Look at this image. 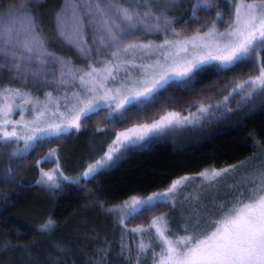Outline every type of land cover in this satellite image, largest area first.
Returning a JSON list of instances; mask_svg holds the SVG:
<instances>
[{
    "label": "trees",
    "instance_id": "trees-1",
    "mask_svg": "<svg viewBox=\"0 0 264 264\" xmlns=\"http://www.w3.org/2000/svg\"><path fill=\"white\" fill-rule=\"evenodd\" d=\"M35 1L0 0V15L19 8L22 2L28 3L36 22L50 26L63 0ZM80 1L78 5L84 3ZM233 2L212 0L211 7L205 8L195 6L196 0H185L174 12L181 16L175 27L192 32L219 12L224 17L222 24L227 19L230 22ZM152 4L164 10L161 3ZM21 25V29L26 28L25 21ZM56 49L62 55H73L70 48ZM250 69L251 64L245 61L227 70L205 65L186 84L172 83L161 90L158 100L145 110L130 111L125 121L115 120L109 116L110 109L100 108L81 120L78 131L47 137L28 152L22 151L24 141H0V264H151L153 251L160 248L157 239L150 236L145 241L150 247L140 252L141 243L135 233L124 230L122 234L113 227L117 218L112 209L132 197L164 191L181 177L248 164L255 156L264 159V102L251 99L243 105L229 103L220 115L219 95L213 98L215 89L222 93L221 88H228L236 76L247 75ZM8 86L1 84L0 90ZM200 103L212 107L201 122H188L184 130L175 128L140 146L129 147L110 168L88 179L82 177L89 163L105 153L119 130L151 122L171 111L186 115L198 110ZM58 148L65 152L61 172L73 180H63L59 188L52 189L39 183L37 175L51 169L54 160L41 159ZM170 208L167 202L141 208L126 224L148 225L155 215L167 214ZM49 220L54 227L41 231Z\"/></svg>",
    "mask_w": 264,
    "mask_h": 264
},
{
    "label": "snow or ice",
    "instance_id": "snow-or-ice-1",
    "mask_svg": "<svg viewBox=\"0 0 264 264\" xmlns=\"http://www.w3.org/2000/svg\"><path fill=\"white\" fill-rule=\"evenodd\" d=\"M201 3L205 8H208L211 7L212 0H200L197 7H200ZM112 7L111 4L102 6L97 3L95 16H92L90 12L85 14L93 24L98 22L102 25L106 35H101V42L107 40L108 46H115L118 51L112 52L111 58L101 66L88 65L89 70L78 77L81 85H90L85 88L83 96L76 97V104L72 108L65 105L66 113L61 114L63 119L45 121L41 124L38 120L47 109V105H45L44 109L38 111L37 118L30 121L34 127L24 125L27 129L24 135L18 134L15 126L11 131L5 127L13 123L7 118L10 108L5 104L4 108L0 109V114L3 116V125H0V141L7 143L12 140L16 142L23 140L24 149L22 151L28 152L36 147L38 141L47 137H60L71 128L78 131L81 126V118H88L97 112L101 101H104L103 106L110 109V117L121 122L125 121L128 113L133 109L143 111L154 104L158 100L161 90L168 85L172 83L186 84L196 70L214 62L219 65L221 70H226L238 62L252 61L258 75L244 80L243 83H237L233 91L242 90L246 97L257 93L264 95V0H252L251 3L247 0H234V12L225 32H219L216 23L213 22L205 36H201L197 30L196 34L185 40L166 39L162 44L155 46V50H162L166 45H170L172 48L187 52V45L191 44L194 49L208 50L201 58L177 59L172 53L165 55L164 52H160V55L163 56V63L160 59H156L150 64H136L134 60L136 51L141 52L143 56L153 55L154 48L151 42L147 44L129 43L121 48V35L117 33L122 34L141 26L149 31L153 28L155 31H159L161 25L156 23L154 26H148L145 24V19L150 13L147 11L143 14L132 12L126 7L116 9L119 20L125 22L118 23L117 20L111 19L109 16ZM219 15L217 13L218 17ZM19 17H23L26 22V29L22 33L13 27L14 19ZM4 19L5 27L2 36H0V58H3L4 62L9 65V71L19 73L22 68H30L34 64H46L52 60L51 53L46 52L44 37L28 3L22 2L19 8L10 9ZM80 19L82 23L89 22L83 16ZM164 27L168 28V22ZM217 34L222 37L226 36L227 39L223 42L217 41L215 39ZM198 41L199 43H197ZM80 51L86 54L83 45ZM121 53L125 56L132 55L133 59L120 60ZM98 54L103 55L102 52ZM133 68L141 69V71L133 76L131 71ZM148 69H152V71ZM121 71L125 74L117 82ZM110 80L115 83L109 85ZM4 93L6 99L9 93L24 98L18 90L12 93V90L5 89ZM25 102L28 101L25 100ZM208 107L201 106L199 111L207 112ZM53 115H56V110H53ZM182 122L187 123L188 117L181 116L176 112H169L159 120H153L150 124H141L139 127L120 132L104 155L87 167L82 173V177L90 178L106 167L110 161L116 158L117 154H122V150L145 140L150 133L159 132ZM236 167L233 165L231 168L218 171L213 169L211 173L205 172L201 175L205 179L214 181L217 177L234 171ZM54 173L63 180L69 179L58 170H54ZM40 182L52 189L60 187L58 180L54 179V175L50 173H42ZM180 183L179 180L174 182L169 192L174 191ZM249 183L251 186L247 189V195L241 192L230 202L217 205L218 218L209 216L203 222V218L196 219L184 228L182 236L171 233L166 221L163 230L157 227L156 234L159 237L160 248L159 252L153 251L152 264H264V170L250 179ZM166 195L167 193H158L148 197L147 201L138 200L135 204L137 206L152 205L158 197ZM160 219L164 220V218ZM53 227L54 225L49 220L41 227V231L46 232ZM152 227H155V222ZM133 231H137V229H133ZM139 231H145V229H139ZM139 250L140 252L147 251L143 242L139 245Z\"/></svg>",
    "mask_w": 264,
    "mask_h": 264
},
{
    "label": "rangeland",
    "instance_id": "rangeland-1",
    "mask_svg": "<svg viewBox=\"0 0 264 264\" xmlns=\"http://www.w3.org/2000/svg\"><path fill=\"white\" fill-rule=\"evenodd\" d=\"M78 1L80 0H76L74 2L71 0H63L59 11L53 14L51 19L52 24L50 26H41V23L37 22V24L39 25V30L44 37V46L46 52L51 53L52 55L51 61L46 64H34L30 68H22L19 73H17L16 71H9V65L4 62L3 58H0V85L5 84L8 86L9 84H11L8 86L9 88L5 89L12 90V93L18 90L23 94L24 97L22 99L20 96L9 93L6 99L4 93L5 89L0 90V109H3L5 104L9 105L10 111L7 118L13 121L12 124H8L5 126L9 131H11L13 126H15L17 133L20 135H24L27 131L24 125H28V127H34L30 124V121L37 118L38 111L44 109L45 105H47V109L44 110V115L39 117V123L43 124L45 121L51 122L63 119L61 114L66 113L65 105H67L68 108H72V106L76 104V97L83 96L85 88L90 86L81 85L78 77L83 75L85 71L89 70L88 65L92 64L94 66H101L104 62L111 58L112 52L118 51L115 46L109 47L107 40H105L103 43L101 42V35H106L103 32L102 25L98 22L93 24L89 20V17L85 15L86 13L90 12L92 16H95V5L97 3H100L102 6L108 4L113 5L109 16L111 19L117 20L118 23L125 22L119 20L116 15V9L126 7L129 8L132 12H139L143 14L145 11H147L148 13H150V15L145 19V24H147L148 26H154L156 23H159L161 25L159 31H155L154 28L153 30L149 31L145 27L141 26L139 28L126 31L122 34L119 32L117 33L118 35H121V48L129 43L147 44L151 42L153 44L154 52L152 56H143L141 52H135L134 62L136 64H150L153 63L156 59H160L163 63V56L160 55V52H164L165 55H167L168 53H172L177 59L184 57L189 60L193 58L199 59L205 52L208 51L207 49H194L191 44H188V51L184 52L180 49L172 48L170 45H166L165 49L162 50H155V46L162 44L166 39L185 40L196 34L197 30H199V34L201 36H205V34L212 26L213 22L216 23V27L219 32H225L228 28L229 23L231 22H229V20L227 19V23L222 24L224 17L222 16V13L219 12V17L217 16L216 18L210 20V22H206L201 27L196 28L192 32H189L186 28H182V26L178 29H176L175 27V25L180 21L181 16L178 17L177 15H174V12L181 6V3L185 2V0H162L161 2L159 0H143L144 2H141L142 0H134L129 2L130 4L112 0H94V2L89 0V4H86V0H81L80 2L83 3L84 1V3L77 7ZM154 1L161 3L160 5L163 6L164 10L159 11L160 7H153L154 4L152 3H154ZM34 2L36 1L33 0V3ZM247 2L251 3L252 0H247ZM198 3H200V0H196L195 6H197ZM7 14L8 12L0 15V36H2L5 27L4 17L7 16ZM177 14H179V12H177ZM82 16L85 17V20H88L89 22L82 23L80 19ZM23 22V17L15 18L13 27L17 31L22 33L26 29H21V23ZM166 22H168L167 29H165L164 27ZM24 26L26 27V25ZM215 39L217 41L223 42L227 39V37H222L217 34L215 36ZM197 43H199V41ZM82 45L86 50V54L80 51ZM56 48L64 50L70 48L71 50H73V55H62L60 51H57ZM70 49L68 51H70ZM101 52L103 53V55L98 54ZM141 57L143 58L141 59ZM119 59L132 60L133 56H125L123 53H121ZM245 62L251 64L249 74H241L240 76H236L231 85L229 83L228 88L224 86V88H221L222 93L221 91H219L218 93V89H215L213 98L219 95L220 104H217V107H221L220 115H222L228 108V105H230L229 103H234L235 106L243 105L245 103H248L251 99L256 103L264 102V95H261L259 93L254 94L251 97H246L242 90L237 89L236 91H233V88L237 83H243L244 80L258 75V71L253 62L248 60H245ZM212 64L219 66L215 62ZM231 67L232 66H230L229 68ZM148 70L152 71V69ZM131 71L133 76H135L138 72L141 71V69L133 68L131 69ZM124 74L125 73L123 71L119 73L117 82L121 77L124 76ZM85 79L88 78L85 77ZM113 83L115 82L111 80L109 81V85H112ZM25 100H27L28 102L26 103ZM200 104L201 105H199L198 110L196 109L194 112L190 113L185 112L186 115L183 114L184 112H181L179 110L171 112L179 113L181 114V116H187L188 122L198 123L201 122V120L205 116V112L201 113L199 111L200 107L204 106V103ZM57 105L59 106L58 108ZM103 105L104 101H101V106L98 109L107 108ZM209 108L211 109L212 107H208V110ZM53 110H56V115H53ZM167 113H165L164 115H166ZM161 117L156 120H159ZM82 119L83 118H81V120ZM188 122H182L176 125L174 124L173 126L164 128L159 132L150 133L148 137L145 138V140L138 142L135 146L144 144V142H146L150 138L166 135L170 130H174L175 128L184 130ZM145 123L150 124L152 123V121L134 123L128 128L116 132L114 139L110 142V144L107 145L106 151L120 132H124L134 127H139V125ZM0 125H3L2 114H0ZM71 131H77V129L71 128L68 129L65 133L67 134ZM63 150L64 149L61 148L55 149L51 151V156H49V152L48 155L46 154L41 159V161H44L45 159L54 160V164L51 169H43L38 173L37 176L39 183H41L40 181L42 179V173L53 174L54 179L58 180V182L63 181V179L59 175L54 173V170H58V172L62 173V156L63 154H65ZM123 151L124 150H122V152ZM103 155H101L100 157H102ZM120 156L121 154H117L116 158L110 161L108 165L100 171L110 168ZM100 157L96 160L100 159ZM263 160L264 159L262 156H255L250 163L239 165L234 171L226 173L222 177H217V179L214 181L205 179L201 175V173L205 172L211 173V171L213 170L207 169L199 173L198 175L185 176L174 180L171 185L164 191L156 192L147 197H132L129 200L123 202L121 205L115 206L114 209H112L114 212V216L117 218V224L115 223V226L113 225V227H116L118 231H122V234L124 233V230L135 233L138 238L137 240H139V243L143 242L146 247L148 245L145 241L148 242L150 236H154L157 241L159 240V237L156 234V228L158 227L163 230L165 221L167 222L168 229L171 233L178 232L177 234L182 236L184 234V228L191 222H194L196 219L203 218V222V220H206L209 216H216L218 218L219 213L217 211V205L230 202L233 197L237 196L241 192L247 195V189L251 186L249 183L250 179L256 177L261 170H264ZM95 161L89 163V165L94 164ZM215 170L218 171L220 169ZM68 178V180H73V178L69 176ZM178 180L181 182L180 185L174 191L169 192V189L172 187L173 183ZM41 184L45 185L43 183ZM158 193H167V195L158 197L157 200L152 203V205L137 206L135 204V202L138 200L147 201L148 197L154 196ZM158 202L169 203L171 208L167 214L159 213L155 215L148 225H136L133 227L127 226L126 221L131 215H133L141 208L153 206ZM160 218H164V220H161ZM153 222H155V227H152ZM133 229H137V231H133ZM139 229H145V231H139Z\"/></svg>",
    "mask_w": 264,
    "mask_h": 264
}]
</instances>
